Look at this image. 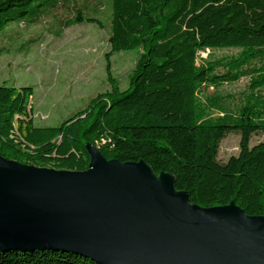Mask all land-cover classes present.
<instances>
[{
  "label": "trees",
  "instance_id": "trees-1",
  "mask_svg": "<svg viewBox=\"0 0 264 264\" xmlns=\"http://www.w3.org/2000/svg\"><path fill=\"white\" fill-rule=\"evenodd\" d=\"M89 4L0 0V34L47 18L60 31L81 23L102 28L84 14ZM110 10L109 90L57 127H37L32 89L0 86V156L81 172L89 164L86 145H92L106 160L143 161L155 175L170 174L190 204L234 203L247 216H264V0H110ZM136 49L139 57L121 90L109 57ZM206 50L237 53L198 60ZM242 78L248 79L243 90L228 91ZM229 133L239 134V151L220 163L218 147ZM254 134L262 140L250 146ZM0 264L95 263L60 250L16 249L0 250Z\"/></svg>",
  "mask_w": 264,
  "mask_h": 264
},
{
  "label": "water",
  "instance_id": "water-1",
  "mask_svg": "<svg viewBox=\"0 0 264 264\" xmlns=\"http://www.w3.org/2000/svg\"><path fill=\"white\" fill-rule=\"evenodd\" d=\"M86 151L81 172L0 156V250H60L95 264H264V216L190 204L170 174Z\"/></svg>",
  "mask_w": 264,
  "mask_h": 264
},
{
  "label": "rangeland",
  "instance_id": "rangeland-1",
  "mask_svg": "<svg viewBox=\"0 0 264 264\" xmlns=\"http://www.w3.org/2000/svg\"><path fill=\"white\" fill-rule=\"evenodd\" d=\"M90 2L84 14L100 20L81 23L60 31L52 18L34 25H12L0 34V86L32 89L29 108L37 127H57L83 110L89 100L109 90L105 54L110 47L106 24L110 17V0H77ZM53 24V25H52ZM140 50L114 53L109 57L110 72L121 90L128 86L129 74ZM235 50L205 51L198 60L212 55L222 58L235 55ZM248 79L242 78L227 90H243ZM214 117V115H212ZM262 137L252 135L250 146ZM239 134L229 133L220 142L217 161L225 163L239 151Z\"/></svg>",
  "mask_w": 264,
  "mask_h": 264
},
{
  "label": "bare ground",
  "instance_id": "bare-ground-1",
  "mask_svg": "<svg viewBox=\"0 0 264 264\" xmlns=\"http://www.w3.org/2000/svg\"><path fill=\"white\" fill-rule=\"evenodd\" d=\"M155 178L159 179L160 178V175L159 174L155 175Z\"/></svg>",
  "mask_w": 264,
  "mask_h": 264
}]
</instances>
